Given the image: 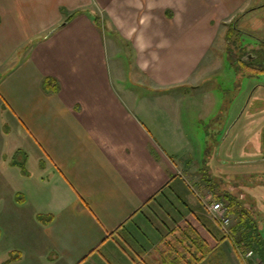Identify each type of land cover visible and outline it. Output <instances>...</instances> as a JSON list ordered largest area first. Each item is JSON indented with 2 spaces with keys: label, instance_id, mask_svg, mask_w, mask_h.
Returning <instances> with one entry per match:
<instances>
[{
  "label": "crops",
  "instance_id": "0c3cea01",
  "mask_svg": "<svg viewBox=\"0 0 264 264\" xmlns=\"http://www.w3.org/2000/svg\"><path fill=\"white\" fill-rule=\"evenodd\" d=\"M250 1L0 0V264H238L185 106L216 104L203 65ZM12 136L44 166L31 186L4 163Z\"/></svg>",
  "mask_w": 264,
  "mask_h": 264
},
{
  "label": "rangeland",
  "instance_id": "374dc122",
  "mask_svg": "<svg viewBox=\"0 0 264 264\" xmlns=\"http://www.w3.org/2000/svg\"><path fill=\"white\" fill-rule=\"evenodd\" d=\"M262 3L264 0L247 2L244 5L247 9L244 8V11L232 16L233 19L218 24L220 36L215 44L217 50L226 54L225 63L220 66L218 60L213 58L209 64H204L208 74L214 71L218 73L209 76L202 86L203 89L212 87L211 90H216L217 101L207 112L205 111L206 107H203V102L196 105L193 111L187 104L185 106V123L187 132L193 133L195 148L198 151L197 157L202 158L204 155L205 158L206 156L208 158V160L195 161V170L205 171L202 175L210 177L217 194H222L225 187L232 189L234 193L227 192L234 195L236 205L249 209L248 213L253 217L256 223L255 227L260 230L264 238V71L254 72L249 69L247 73L240 63L233 62V58L236 59L243 55L244 45L248 47L249 51L253 48L258 49L260 38L264 39V6L259 7ZM234 23L235 25H233ZM103 25L105 33L111 37L110 25L107 22L106 26L104 23ZM233 26L237 28L232 30V36L229 39L227 34ZM242 31L248 33L242 34ZM237 67H240L239 71H237ZM200 98L204 101L202 95ZM191 99V96H186L185 103H189ZM208 112L209 114H207ZM10 128L6 126L8 130L4 129L3 132L9 131ZM11 139L9 148L7 147V160L4 163L14 162L25 177L27 186H31L35 181L37 169H44V166L41 164L37 167L38 159L28 139H14L13 136ZM206 142H208L207 145ZM17 145L23 147L20 150L23 151V156H19L18 152L12 155L11 149ZM5 165L0 169V186L7 175H10V171L7 169L5 171ZM184 168L187 170L186 172H190L189 169L194 166L187 167V164L184 163ZM52 178L53 174H45L41 180L47 183ZM187 179L191 186L194 178L189 176ZM199 182L200 178L195 177V190H197ZM13 185L14 181L9 178L8 182L5 180V186ZM215 199L218 198L205 196L202 201L213 202ZM238 210L244 212L241 208ZM237 211L233 210L232 226L240 220ZM219 229L224 236V231L221 227ZM237 237L240 239L238 235ZM224 240L229 243L225 236ZM12 243V240H8L3 243V246ZM254 247L257 252L252 247L254 254L245 259L246 262H243L242 258L235 257L237 263L264 264V247H259L256 244ZM245 252L247 251L243 253ZM1 257L6 258L5 255H0Z\"/></svg>",
  "mask_w": 264,
  "mask_h": 264
},
{
  "label": "trees",
  "instance_id": "16d2710c",
  "mask_svg": "<svg viewBox=\"0 0 264 264\" xmlns=\"http://www.w3.org/2000/svg\"><path fill=\"white\" fill-rule=\"evenodd\" d=\"M75 15H76V13H73V14L69 15L68 17L70 19L71 17H73ZM95 20L98 22L97 18H95ZM237 20H235V22H237ZM233 25H235V23ZM234 29L235 28L233 26V28L228 32L227 37L229 39H231L232 30L234 31ZM240 60H241L240 57H238L236 59L233 58L234 63H240ZM262 60H264V57ZM259 61H260L261 67H257L256 64L255 65L252 64L250 66V69L252 71H254V72L255 71H258V72L264 71V64H261V60H259ZM240 66H241V64H240ZM239 68L240 67H237V71H239ZM218 199H222L229 206L231 213H234L233 210L237 211V209H239V208L244 210V212H242V210L237 211V215L239 216L240 220L235 225L232 226V232L236 233L240 237V239L238 241L240 250L242 252H244V251H248L250 248L253 247L255 249V251L257 252L256 247H254V244L263 248L264 247V241H263L264 238L262 236V233H260V230L257 227H255L256 223H255L253 217L251 216V214L248 213V209L245 207L236 205L235 197L231 193H228V192H226L225 194L222 193L220 196H218ZM245 213H247V214H245ZM5 264H8V263L6 262Z\"/></svg>",
  "mask_w": 264,
  "mask_h": 264
},
{
  "label": "built area",
  "instance_id": "2783aa9c",
  "mask_svg": "<svg viewBox=\"0 0 264 264\" xmlns=\"http://www.w3.org/2000/svg\"><path fill=\"white\" fill-rule=\"evenodd\" d=\"M205 204L211 216L224 231L223 233L226 239L231 242L233 240V232L232 214L229 206L224 201L218 199H215L213 202H205ZM238 254L243 262H246L245 259L250 258L254 254V250L251 248L245 253L240 250Z\"/></svg>",
  "mask_w": 264,
  "mask_h": 264
},
{
  "label": "flooded vegetation",
  "instance_id": "af4514ba",
  "mask_svg": "<svg viewBox=\"0 0 264 264\" xmlns=\"http://www.w3.org/2000/svg\"><path fill=\"white\" fill-rule=\"evenodd\" d=\"M262 6H264V3L259 5V7H262ZM234 28L236 29L237 27L234 26ZM246 33L248 32L242 31V34H246ZM259 43H260L259 48L258 49L253 48L251 51L248 50V47L246 45L243 46V50H242L243 55L240 57L241 58L240 64L247 73L249 72L248 70L250 69V66L252 64L254 65L256 64L257 67H261L259 60H261V64H264V60H262L264 57V39L260 38ZM229 192H233V190L232 191L230 190Z\"/></svg>",
  "mask_w": 264,
  "mask_h": 264
}]
</instances>
